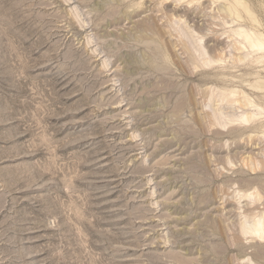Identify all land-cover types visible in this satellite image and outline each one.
I'll return each instance as SVG.
<instances>
[{"label":"rangeland","instance_id":"rangeland-1","mask_svg":"<svg viewBox=\"0 0 264 264\" xmlns=\"http://www.w3.org/2000/svg\"><path fill=\"white\" fill-rule=\"evenodd\" d=\"M236 1L0 0V264H264V0Z\"/></svg>","mask_w":264,"mask_h":264},{"label":"bare ground","instance_id":"bare-ground-1","mask_svg":"<svg viewBox=\"0 0 264 264\" xmlns=\"http://www.w3.org/2000/svg\"><path fill=\"white\" fill-rule=\"evenodd\" d=\"M244 4V1L243 0H237L236 1V6L232 7V8H227L226 10L229 11V16H236V18H238L237 16L241 15L240 14V11L243 9L244 11V8L243 5ZM246 8V6H245ZM246 10V9H245ZM244 14V13H243ZM246 15V13H245ZM248 15V14H247ZM244 16V15H243ZM234 18V17H233ZM235 18V19H236ZM239 19V18H238ZM245 21V20H244ZM243 29H239L238 31L235 32V39H240V43L241 44H244V46L252 51H256V50H259V49H263L262 47V43H261V39L259 36H254V37H251V36H247L246 34L242 35V31ZM142 38V37H141ZM240 49V48H239ZM239 49L237 48L238 52H239ZM240 58V59H239ZM237 60H241V57H238ZM222 81V80H221ZM262 86V85H261ZM256 88L259 87V85L255 86ZM263 87V86H262ZM232 93V92H231ZM221 94V93H219ZM213 96V94H212ZM214 96H217V94H214ZM213 96V97H214ZM226 100L227 102H230V100H228V98H222V100ZM233 100V99H232ZM235 103L239 104L240 106H243V107H247L248 110H247V113L245 114V120L248 121L252 116L253 114L251 113L252 112V109L255 106L254 103H251V102H245V101H241V99H237L234 101ZM232 103V102H231ZM243 118V117H242ZM247 161V160H246ZM245 161V162H246ZM253 162V161H252ZM249 163V162H248ZM246 164V163H245ZM256 165V164H254ZM248 166V165H247ZM258 166V165H257ZM250 168L252 171L255 170V167L254 166H250L248 167ZM254 197V200H257L259 199V194H256ZM260 219H256V218H253L252 219V226L251 228L249 229V231H247V233L250 235L251 238H254L256 241H259L260 243H263L264 244V225L263 224H260Z\"/></svg>","mask_w":264,"mask_h":264}]
</instances>
